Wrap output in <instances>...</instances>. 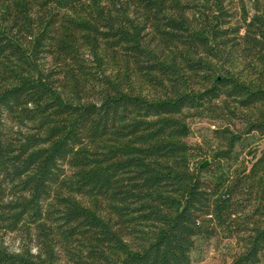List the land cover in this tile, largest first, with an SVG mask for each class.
<instances>
[{
  "label": "trees",
  "instance_id": "1",
  "mask_svg": "<svg viewBox=\"0 0 264 264\" xmlns=\"http://www.w3.org/2000/svg\"><path fill=\"white\" fill-rule=\"evenodd\" d=\"M262 138L264 0H0V264H264Z\"/></svg>",
  "mask_w": 264,
  "mask_h": 264
},
{
  "label": "rangeland",
  "instance_id": "2",
  "mask_svg": "<svg viewBox=\"0 0 264 264\" xmlns=\"http://www.w3.org/2000/svg\"><path fill=\"white\" fill-rule=\"evenodd\" d=\"M242 66V64L240 65ZM255 79L251 78L250 82H254ZM146 90V87H143ZM187 125L191 129V134L186 140L187 143L191 145H197L204 148L208 151L210 144H216V141L212 138L213 129L220 125H226L225 121H212L207 118H190L187 121ZM251 150L256 151L257 153L253 155H244L242 158V165L245 167H250L254 162V157H258L260 153L264 150V138L256 140L252 145ZM76 200L79 204L85 207H93L94 202L86 198L76 197ZM103 216H107V212L103 209L101 210ZM236 247L230 242L223 241L218 244H211L204 255L195 259L194 264H230L232 257L236 252ZM58 264H71L65 258H62Z\"/></svg>",
  "mask_w": 264,
  "mask_h": 264
}]
</instances>
